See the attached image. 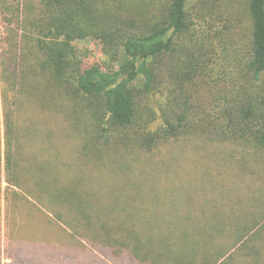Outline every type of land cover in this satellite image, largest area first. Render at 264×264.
I'll use <instances>...</instances> for the list:
<instances>
[{
  "label": "trees",
  "instance_id": "16d2710c",
  "mask_svg": "<svg viewBox=\"0 0 264 264\" xmlns=\"http://www.w3.org/2000/svg\"><path fill=\"white\" fill-rule=\"evenodd\" d=\"M0 111V180L106 259L264 264V0H0Z\"/></svg>",
  "mask_w": 264,
  "mask_h": 264
},
{
  "label": "rangeland",
  "instance_id": "374dc122",
  "mask_svg": "<svg viewBox=\"0 0 264 264\" xmlns=\"http://www.w3.org/2000/svg\"><path fill=\"white\" fill-rule=\"evenodd\" d=\"M74 47L81 59L94 62L99 59V48L89 41L74 43ZM0 111V119L1 117ZM40 125L42 122L37 121ZM58 123L52 124L53 132L58 134L60 141L65 142L67 132ZM0 135L3 128L0 127ZM39 142H42L41 140ZM34 142L32 150L37 154L43 153L46 160L51 158L50 152L39 149V143ZM71 146V142L67 143ZM38 149V150H37ZM58 150V149H57ZM4 147H1L3 155ZM59 151V150H58ZM27 153L32 151L26 150ZM61 151L58 159L66 161L63 157L69 151ZM63 153V155H62ZM21 156H19V159ZM23 160V158H22ZM57 164V161H53ZM63 170L62 168H59ZM47 182L46 179H42ZM37 195V194H36ZM45 202V203H44ZM40 201L37 196L24 192L21 188H8L0 180V264H137L132 260L119 259L113 263L102 256L90 245L85 244L79 237L72 236L59 221L46 201ZM53 208V207H52ZM124 258V257H121Z\"/></svg>",
  "mask_w": 264,
  "mask_h": 264
}]
</instances>
